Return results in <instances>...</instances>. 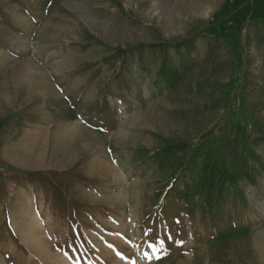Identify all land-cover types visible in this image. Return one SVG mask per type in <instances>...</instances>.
<instances>
[{
	"label": "rangeland",
	"instance_id": "obj_1",
	"mask_svg": "<svg viewBox=\"0 0 264 264\" xmlns=\"http://www.w3.org/2000/svg\"><path fill=\"white\" fill-rule=\"evenodd\" d=\"M0 264H264V0H0Z\"/></svg>",
	"mask_w": 264,
	"mask_h": 264
},
{
	"label": "snow or ice",
	"instance_id": "obj_2",
	"mask_svg": "<svg viewBox=\"0 0 264 264\" xmlns=\"http://www.w3.org/2000/svg\"><path fill=\"white\" fill-rule=\"evenodd\" d=\"M161 247H163V242H161Z\"/></svg>",
	"mask_w": 264,
	"mask_h": 264
}]
</instances>
